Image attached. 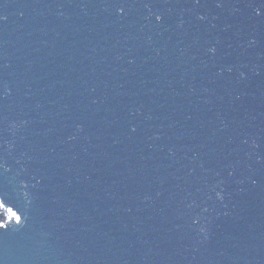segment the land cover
I'll list each match as a JSON object with an SVG mask.
<instances>
[{"label": "water", "instance_id": "water-1", "mask_svg": "<svg viewBox=\"0 0 264 264\" xmlns=\"http://www.w3.org/2000/svg\"><path fill=\"white\" fill-rule=\"evenodd\" d=\"M0 17V264H264V0Z\"/></svg>", "mask_w": 264, "mask_h": 264}, {"label": "snow or ice", "instance_id": "snow-or-ice-1", "mask_svg": "<svg viewBox=\"0 0 264 264\" xmlns=\"http://www.w3.org/2000/svg\"><path fill=\"white\" fill-rule=\"evenodd\" d=\"M0 19H6V17H0ZM212 51L214 52V49ZM133 131H135V129H133ZM13 216H15V213H13ZM17 219H19V217H17Z\"/></svg>", "mask_w": 264, "mask_h": 264}]
</instances>
